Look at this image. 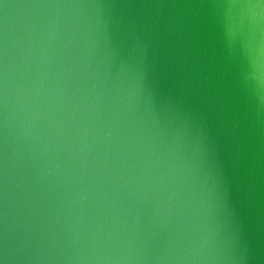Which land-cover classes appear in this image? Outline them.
<instances>
[{
    "label": "water",
    "instance_id": "95a60500",
    "mask_svg": "<svg viewBox=\"0 0 264 264\" xmlns=\"http://www.w3.org/2000/svg\"><path fill=\"white\" fill-rule=\"evenodd\" d=\"M0 264H264V0H0Z\"/></svg>",
    "mask_w": 264,
    "mask_h": 264
}]
</instances>
